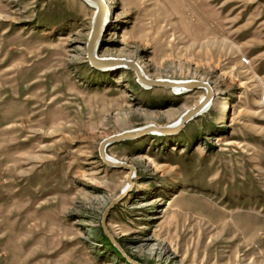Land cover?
I'll use <instances>...</instances> for the list:
<instances>
[{"label": "rangeland", "instance_id": "1", "mask_svg": "<svg viewBox=\"0 0 264 264\" xmlns=\"http://www.w3.org/2000/svg\"><path fill=\"white\" fill-rule=\"evenodd\" d=\"M104 1L98 57L213 90L178 133L106 146L135 168L106 227L139 264H264V0ZM93 13L82 0H0V264H132L101 239L129 170L98 145L175 122L205 95L92 68Z\"/></svg>", "mask_w": 264, "mask_h": 264}, {"label": "water", "instance_id": "2", "mask_svg": "<svg viewBox=\"0 0 264 264\" xmlns=\"http://www.w3.org/2000/svg\"><path fill=\"white\" fill-rule=\"evenodd\" d=\"M94 3L95 13L91 22V29L88 40L85 44V57L88 64L99 71H109L115 69H130L134 72L136 82L146 88L151 87H162L169 88L173 91L183 94L194 89H203L205 95L199 100V102L183 111L176 121L164 126H156L154 124L143 125L138 128L124 130L110 136L103 138L98 145V154L101 160L112 167L128 169L129 173L126 177V186L121 190L120 194L113 198L108 205L104 208L100 226L108 240L113 246L119 251V253L132 264H139L136 261L131 260L127 257L121 249L119 243L115 240L111 232L106 227V218L111 208L131 190L133 186L132 179L135 174V168L133 165L127 164L123 161L116 160L110 157L106 152L105 148L107 145L114 142H120L122 140L133 139L140 137L145 134H158V135H170L178 133L184 125L198 116L201 112L208 108L210 105L213 90L207 81L189 79V80H172L165 78L152 79L145 75L140 66L131 59L117 58V57H98L96 55L97 46L99 40L108 26V13L109 8L103 0H91Z\"/></svg>", "mask_w": 264, "mask_h": 264}, {"label": "bare ground", "instance_id": "3", "mask_svg": "<svg viewBox=\"0 0 264 264\" xmlns=\"http://www.w3.org/2000/svg\"><path fill=\"white\" fill-rule=\"evenodd\" d=\"M82 1H84L85 3H87L88 5H90V6H92L93 8H94V3L91 1V0H82ZM104 1V0H103ZM105 2V1H104ZM107 5V4H106ZM108 6V5H107ZM94 13H95V8H94ZM94 13H93V15H94ZM111 13V12H110ZM93 15H92V18H93ZM109 13H108V17H109ZM91 22H92V19H91ZM90 29H91V26H90ZM105 31V30H104ZM89 34H90V31H89ZM103 35L104 34H102V36H101V38L103 39ZM88 37H89V35H88ZM100 38V40H99V43L101 44V42H102V39ZM87 40H88V38H87ZM87 42V41H86ZM98 43V45H100ZM97 49H98V46H97ZM96 55H97V50H96ZM138 64V63H137ZM139 65V64H138ZM140 66V65H139ZM140 68H141V66H140ZM142 69V68H141ZM143 87V86H142ZM143 88H146V87H143ZM172 91V93L173 94H176V95H179V93L178 92H176V91H173V90H171ZM174 123V122H173ZM106 152V151H105Z\"/></svg>", "mask_w": 264, "mask_h": 264}, {"label": "trees", "instance_id": "4", "mask_svg": "<svg viewBox=\"0 0 264 264\" xmlns=\"http://www.w3.org/2000/svg\"><path fill=\"white\" fill-rule=\"evenodd\" d=\"M100 229H101V228H100ZM100 233H101V239H102V241H103V242H106V243L111 247L112 250H115V251H116L115 247H114L113 244L108 240V238L106 237V235L104 234V232H103L102 229L100 230Z\"/></svg>", "mask_w": 264, "mask_h": 264}]
</instances>
